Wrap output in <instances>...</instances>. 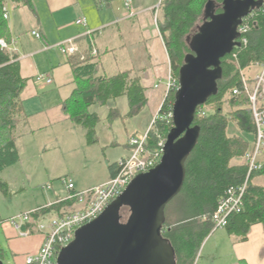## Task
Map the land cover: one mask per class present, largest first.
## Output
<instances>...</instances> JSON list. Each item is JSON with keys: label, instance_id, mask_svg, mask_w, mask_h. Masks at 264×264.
Returning <instances> with one entry per match:
<instances>
[{"label": "trees", "instance_id": "obj_1", "mask_svg": "<svg viewBox=\"0 0 264 264\" xmlns=\"http://www.w3.org/2000/svg\"><path fill=\"white\" fill-rule=\"evenodd\" d=\"M213 1L216 12L221 13L223 0ZM207 2L162 0L159 6L157 25L169 55L172 78L177 82L186 57L192 54L190 41L204 22ZM9 3L35 12L33 0H0V40L6 42L9 41V28L3 9ZM242 26L249 29L244 35L247 43L241 39L240 46L222 60L223 78L218 82L219 92L197 110L194 126L201 128V136L186 163L183 189L166 208L163 236L173 245L177 264H195L204 242L215 232L213 215L219 201L232 187L248 182L242 211L228 219L225 228L228 234L244 241L252 226H264V187L253 183L264 176V164L249 174V167L244 162L253 147L252 140L256 139L252 103L245 87V83L248 88L252 87L255 81L246 79L245 71L264 65V0L262 7L252 11ZM105 55L99 50L96 57L86 61H80L78 57L69 59L76 89L63 103V112L74 126L86 132L89 144L97 142L96 127L100 122L99 116L90 111L92 106H106L112 100L125 97L130 108L128 114L122 116L111 109L109 116L132 119L148 105L142 78L133 70L111 74L103 63ZM26 85L18 57L0 46V173L20 161L17 141L19 128L27 122L21 99ZM175 96L176 92L171 91L165 97L150 134L149 148L167 139L173 128L169 113L173 110ZM226 105L231 107V112L225 111ZM109 169L114 177L117 164L109 165ZM0 186L7 193V184L0 180ZM76 203L77 199L73 198L38 207L31 219L38 221L53 213L62 216Z\"/></svg>", "mask_w": 264, "mask_h": 264}, {"label": "crops", "instance_id": "obj_2", "mask_svg": "<svg viewBox=\"0 0 264 264\" xmlns=\"http://www.w3.org/2000/svg\"><path fill=\"white\" fill-rule=\"evenodd\" d=\"M33 1L37 4L34 5L35 12L27 7H15L11 3L15 12L12 14L8 12L7 19L9 28L7 43L13 48L10 52L18 57L21 76L27 80L21 95L27 122L19 128V142L26 137L38 135L58 138L61 130L78 131L63 112V103L76 89L73 69L69 62L70 58L62 55L56 46L61 41L80 38L82 50L86 51L88 48L87 38L84 37L86 29L75 23L80 17L87 20L90 30L97 32L96 43L99 50L106 53L103 56V63L109 66L106 67L107 71L117 74L133 70L135 75L142 78L148 99L147 108L151 106L152 112L149 113L155 119L165 100V83L171 71L169 55L153 17V12L159 7L154 3L155 0L154 5L151 0H132L131 16H127L124 0ZM34 32H38L41 38L37 39L33 35ZM138 49L140 52H137ZM122 50L127 51L126 66H123L121 61ZM38 75H47L53 82L39 83L36 81ZM157 84L159 88L155 87ZM142 113L143 111L140 114ZM135 120L136 118L128 120L131 131L129 129L126 139L122 145H119L124 149V154L118 161L116 160L118 158L111 159L109 154L106 157L108 178L80 189L76 187L72 178H67L74 183L76 192L99 186L112 178L109 165H116L121 159L128 157L130 138L144 134L142 133L144 129L135 126L137 125ZM253 183L264 187V176L256 178ZM66 190L69 195L70 191L67 188ZM57 193L54 200L39 207L51 206L65 199V196L60 194V190ZM55 215L53 213L49 216ZM5 225L11 227L8 221ZM8 228L7 239L14 262L24 264L25 253L20 252L21 243L15 240L16 237H20L19 233ZM35 233L38 232H33L31 236ZM36 236L35 247L26 256L40 249L44 236L40 233ZM198 264H264V226L261 224L252 226L244 241L229 235L225 229L215 231L204 242Z\"/></svg>", "mask_w": 264, "mask_h": 264}, {"label": "water", "instance_id": "obj_3", "mask_svg": "<svg viewBox=\"0 0 264 264\" xmlns=\"http://www.w3.org/2000/svg\"><path fill=\"white\" fill-rule=\"evenodd\" d=\"M261 7L262 0H223L217 13L208 0L204 22L190 41L192 54L179 72L173 128L161 163L138 175L97 219L80 228L56 264H177L163 231L166 208L183 189L186 163L201 136V128L194 126L196 113L218 94L222 60L240 46V27Z\"/></svg>", "mask_w": 264, "mask_h": 264}, {"label": "rangeland", "instance_id": "obj_4", "mask_svg": "<svg viewBox=\"0 0 264 264\" xmlns=\"http://www.w3.org/2000/svg\"><path fill=\"white\" fill-rule=\"evenodd\" d=\"M160 1L162 2V0H155V2L151 0V3L154 2L160 6ZM34 5L37 6L35 2ZM8 9L11 14L15 12L11 3L8 4ZM158 9L159 7L153 12L154 21L159 16ZM79 19L85 18L80 17L77 20ZM156 26L158 27V25ZM126 52V50L120 52L121 56H123V60H121L123 66L128 65ZM137 52H140V49ZM106 67L109 68L108 65ZM245 72L246 79L255 81L252 87H249L253 91L257 78L262 73V68L253 67ZM111 109L117 110L122 116L127 115L130 111L127 98L121 97L110 101L106 106L95 105L90 108V111L95 112L100 118V122L96 127V138L98 141L94 144H89L86 132L82 128L74 126L73 123V127L78 129V131L61 130L58 138L38 135L26 137L20 142L19 140L17 141L20 161L0 173V180L8 186L7 193L0 186V264H15L9 240L7 239L8 232L6 233V229L9 226L5 225L10 218L23 216L28 213L34 214V211L39 206L54 200L55 193L59 192V190L60 194L66 198L68 195L66 186L63 183L64 179L72 178L76 187L80 189L97 184L108 178L109 170L106 164L108 158L106 157L109 154L108 156L111 159L118 158L116 160H119L120 156L124 154V149L119 145H122L126 139L129 129L131 131L128 124L129 119L122 117L110 118ZM225 111L231 112L232 109L229 105H226ZM149 112H152L151 106L149 108L146 107L142 115L139 114L132 118H136L135 122H137V125L135 126L139 129H144L142 132L144 134L154 122V117ZM126 126L129 128H126ZM248 139L252 138L248 136ZM254 141L252 140V144H254ZM112 154L114 157H112ZM128 217L129 209H125L123 218L127 220ZM10 228L11 230H16L13 226L8 229ZM37 234L39 232L23 239L22 237H16L15 240L21 243L22 249L20 252L25 253V255L22 254L24 258L35 247Z\"/></svg>", "mask_w": 264, "mask_h": 264}, {"label": "built area", "instance_id": "obj_5", "mask_svg": "<svg viewBox=\"0 0 264 264\" xmlns=\"http://www.w3.org/2000/svg\"><path fill=\"white\" fill-rule=\"evenodd\" d=\"M127 10V16L132 14V0H124ZM4 18L8 19V5L3 9ZM157 23V17L155 19ZM78 26L86 29L84 37L87 38L88 48L82 50L80 38H73L58 44L56 48L66 57H78L80 61H86L89 58L96 57L99 48L96 43L97 32L88 28L86 19L76 21ZM247 26L240 27V39L245 44L247 40L244 35L248 32ZM33 35L40 39L41 35L34 32ZM0 46L4 50L12 51L11 45L5 40H0ZM262 73L257 78L253 91L245 83L246 91L250 96L254 121L256 125V139L252 149L245 157V163L249 167V174L259 169L264 164V65L261 67ZM37 82H47L51 84L53 80L47 75H38ZM159 88V84L155 86ZM179 82L173 80L171 73L165 83L166 96L171 92H177ZM238 94V91H235ZM162 107V106H161ZM161 109V108H160ZM169 117L172 119L173 110L170 111ZM156 119V117H155ZM152 123L148 131L141 136H132L130 138V154L128 157L121 159L117 163V174L108 182L99 186L90 188L85 191L76 192L75 185L71 180L64 179L63 183L70 191L65 199H77V203L72 210L66 211L62 216H45L38 221L31 219L30 213L9 219L8 223L13 226L22 238L30 237L33 232H39L44 236L40 249L25 257L24 264H56L61 250L69 246L75 239L76 232L97 219L105 209L130 185V183L140 174H145L154 169L161 163L164 156L165 140L152 148H149L151 142ZM248 182L240 187L228 189L225 195L219 201L218 207L213 215L215 231L225 229L228 219L231 215L238 214L243 208V198L247 190ZM48 189H50L48 187ZM47 220V222H46ZM26 228L24 229V227ZM199 257L195 264H198Z\"/></svg>", "mask_w": 264, "mask_h": 264}]
</instances>
